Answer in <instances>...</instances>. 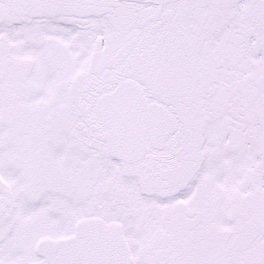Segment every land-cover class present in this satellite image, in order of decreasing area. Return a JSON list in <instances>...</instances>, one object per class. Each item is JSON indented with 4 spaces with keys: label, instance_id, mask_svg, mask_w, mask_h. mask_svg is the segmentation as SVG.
Returning <instances> with one entry per match:
<instances>
[{
    "label": "snow or ice",
    "instance_id": "6c2138e0",
    "mask_svg": "<svg viewBox=\"0 0 264 264\" xmlns=\"http://www.w3.org/2000/svg\"><path fill=\"white\" fill-rule=\"evenodd\" d=\"M0 264H264V0H0Z\"/></svg>",
    "mask_w": 264,
    "mask_h": 264
}]
</instances>
